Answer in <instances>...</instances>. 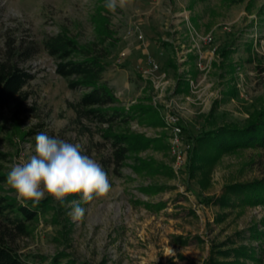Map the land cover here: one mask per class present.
I'll use <instances>...</instances> for the list:
<instances>
[{
	"label": "rangeland",
	"instance_id": "1",
	"mask_svg": "<svg viewBox=\"0 0 264 264\" xmlns=\"http://www.w3.org/2000/svg\"><path fill=\"white\" fill-rule=\"evenodd\" d=\"M105 4L0 0V58L31 75L20 122L13 107L0 109V197L36 213L12 248L31 264H264V149L219 131L245 130L264 113V0H131L115 12ZM59 34L105 63L102 82L116 98L106 110L119 112L110 124L81 104L90 89L56 73L43 42ZM147 57L158 68L143 74ZM171 117L185 146L180 167ZM39 132L99 163L108 197L18 200L7 176L35 155ZM117 146L127 149L118 164ZM72 200L85 209L80 221Z\"/></svg>",
	"mask_w": 264,
	"mask_h": 264
},
{
	"label": "trees",
	"instance_id": "2",
	"mask_svg": "<svg viewBox=\"0 0 264 264\" xmlns=\"http://www.w3.org/2000/svg\"><path fill=\"white\" fill-rule=\"evenodd\" d=\"M43 48L55 59L57 62L56 73L63 79L69 80L68 86L70 88L90 89L80 101L83 106L88 108L87 113L97 116L102 123L110 124L117 116L118 111L115 109H113L114 111L106 110L107 106L116 101V98L106 84L102 82V74L106 69L105 63L86 47L78 45L64 34L46 39L43 42ZM36 52V48H33L32 51L26 49L18 53V57L27 59ZM30 79L31 75L20 69L18 63L12 61L11 57L7 55L3 59L0 58V109L13 107L14 120L18 122H20V116L28 110L25 106L27 97L23 88ZM149 110L151 109L145 111ZM121 114L123 115V113ZM244 129L232 130L223 127L219 131L226 132L225 141H249L253 147L264 149V113L260 119L248 124ZM234 132L239 135L234 134ZM126 151L125 147L117 146L115 152L117 164L123 159ZM4 181L5 177L0 175V184ZM244 189L254 191L250 188ZM255 190L261 189L255 188ZM35 214V211L30 210L27 205H17L0 197V219L2 220L0 222V264H31L15 252L11 243L14 241L15 231L20 235L29 234L27 223L33 220ZM53 264H57V261H53Z\"/></svg>",
	"mask_w": 264,
	"mask_h": 264
},
{
	"label": "clouds",
	"instance_id": "3",
	"mask_svg": "<svg viewBox=\"0 0 264 264\" xmlns=\"http://www.w3.org/2000/svg\"><path fill=\"white\" fill-rule=\"evenodd\" d=\"M131 0H106L105 7L115 12L128 7ZM7 184L15 190L22 203H40L45 195L63 204L69 196L79 195L87 204L94 199L108 197L111 183L108 174L94 159L81 153L78 144L51 137L45 132L35 135V155L25 163L13 165ZM69 213L74 221L85 215L81 201L70 202ZM171 252V249L169 250Z\"/></svg>",
	"mask_w": 264,
	"mask_h": 264
},
{
	"label": "built area",
	"instance_id": "4",
	"mask_svg": "<svg viewBox=\"0 0 264 264\" xmlns=\"http://www.w3.org/2000/svg\"><path fill=\"white\" fill-rule=\"evenodd\" d=\"M142 37L140 36L139 39ZM125 52L121 53L118 62L120 63L125 58ZM147 66L148 70L141 71L143 74H146V72H152L157 70V64L151 57H147ZM176 119L169 118L168 125L170 127L169 133V147L172 157L175 160V164L177 167H180L183 163V155L185 146L183 143V137H182V130L181 127L175 124Z\"/></svg>",
	"mask_w": 264,
	"mask_h": 264
}]
</instances>
